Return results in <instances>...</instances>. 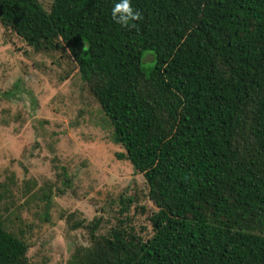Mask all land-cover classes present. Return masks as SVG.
<instances>
[{
    "label": "trees",
    "instance_id": "1",
    "mask_svg": "<svg viewBox=\"0 0 264 264\" xmlns=\"http://www.w3.org/2000/svg\"><path fill=\"white\" fill-rule=\"evenodd\" d=\"M120 2L0 0L4 30L74 62L156 209L149 236L119 219L71 264H264V0H130L128 26ZM27 251L0 221V264Z\"/></svg>",
    "mask_w": 264,
    "mask_h": 264
},
{
    "label": "rangeland",
    "instance_id": "2",
    "mask_svg": "<svg viewBox=\"0 0 264 264\" xmlns=\"http://www.w3.org/2000/svg\"><path fill=\"white\" fill-rule=\"evenodd\" d=\"M154 66L145 52L144 73ZM111 136L67 53L35 52L0 25V221L26 242L28 264H71L119 219L151 234L147 184Z\"/></svg>",
    "mask_w": 264,
    "mask_h": 264
},
{
    "label": "clouds",
    "instance_id": "3",
    "mask_svg": "<svg viewBox=\"0 0 264 264\" xmlns=\"http://www.w3.org/2000/svg\"><path fill=\"white\" fill-rule=\"evenodd\" d=\"M113 16L123 26H128L131 21L140 19V14L134 12L130 0H121L113 9Z\"/></svg>",
    "mask_w": 264,
    "mask_h": 264
}]
</instances>
